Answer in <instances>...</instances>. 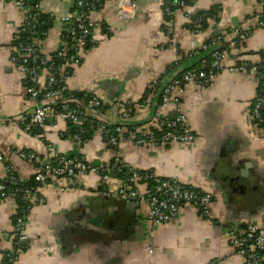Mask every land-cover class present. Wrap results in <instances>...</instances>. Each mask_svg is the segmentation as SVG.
<instances>
[{"label":"crops","instance_id":"0c3cea01","mask_svg":"<svg viewBox=\"0 0 264 264\" xmlns=\"http://www.w3.org/2000/svg\"><path fill=\"white\" fill-rule=\"evenodd\" d=\"M24 1L27 11L20 9L17 0H0V153L5 157L0 161V181L8 178L12 167L21 181L28 182L44 162L61 155H75L95 166L118 157L128 166L210 194L212 200L209 218L197 206L186 204L176 219L154 223L147 203L129 201L119 193L125 180L117 175L104 181L99 174L82 173L71 185L53 178L38 188L25 216L26 238L20 240L24 244L17 240L19 202L14 196L0 198V264L5 251L16 254L17 264H244L230 245L229 234L247 220L264 223V136L251 118L261 83L257 72L225 70L206 89L195 84L178 88L180 107L197 135L192 144L138 146L126 140L113 148L100 123L155 127L157 110L174 116L175 103L156 105L162 89L157 96L154 87L149 105L142 101L150 85L169 68L174 70L164 77V85L184 69L207 66L201 50L207 51L203 45L211 39L216 38L210 42L213 49L225 47L226 66L259 63L264 57V27L256 23L258 0H190L170 17L163 0H129L135 5L131 18L120 15L125 0H100L92 15L89 45L76 52L78 62L70 66L67 84L71 90L98 96L110 108L94 113L93 133L81 146L69 138L65 120L51 117L41 130H25L37 106L53 102L29 99L13 58L18 53L14 36L26 12L38 6L53 15L47 36L35 41L42 56L53 57L66 45L69 23L63 17H75L83 9L77 0ZM213 7L222 10L219 19L202 29H190L193 16ZM237 27L251 33L240 46H228L237 38ZM46 78L41 75V85ZM120 103L134 105L129 119L122 117ZM20 151L35 152L38 159L25 160ZM230 176L242 177L243 182L231 181Z\"/></svg>","mask_w":264,"mask_h":264},{"label":"built area","instance_id":"2783aa9c","mask_svg":"<svg viewBox=\"0 0 264 264\" xmlns=\"http://www.w3.org/2000/svg\"><path fill=\"white\" fill-rule=\"evenodd\" d=\"M165 2V0H163ZM100 0H77V5L83 9V13L75 17L64 16L63 20L69 23V30L65 35L66 45L58 50L57 54L63 59V62L55 67L53 57L42 56L38 47L35 44L38 36L36 29V19L41 11L38 6L30 12H26L25 20L14 38L16 41L17 54L13 58L18 62L21 77L28 84L26 87L29 99L37 103L49 100L52 104H39L30 115L24 124V128L28 132L41 130L48 121L53 117L59 120L76 123L80 126L78 132L70 133L69 138L72 142L81 146L89 140L86 133L85 122H91V117L94 113H105L110 108L109 105L96 95H87L86 100L77 101L78 107L68 108L70 102L75 100L74 94L67 84L69 68L73 63H77L78 59L75 56L70 57V50L73 48L77 51H82L89 42L92 35L94 22L92 15L98 10ZM17 3L22 11H27V4L24 0H17ZM260 11L256 14V23L258 27H264V0H258ZM176 6L185 5L184 0H176L173 3ZM126 6L131 9L128 11ZM134 3L125 0L120 5V15L126 18H131L134 14ZM169 7H165V11H169ZM222 15V10L219 7H213L207 14H201L199 19L213 22L219 19ZM53 17V15H51ZM198 28H200V25ZM237 38L229 43L228 46L238 47L241 42L245 41L251 33L249 29L237 27L234 30ZM23 33H27L30 37H34L31 42H23ZM42 35L47 36V31L42 32ZM222 39V36H220ZM210 44H204L203 48L208 49ZM226 52L224 50H214L212 52L211 61L206 68H190L181 75L174 76L164 88L163 104L170 102L175 103L174 116L162 111L155 113V127H148L141 124H129L127 126L120 123L101 122L100 129L110 147H117L119 143L126 140L131 141L138 146H164L171 143L192 144L197 140L196 133L192 130L187 116L180 107V98L177 95V90L184 84H195L202 89L209 87L218 74L222 71H237L247 74L250 71L257 72L262 78V88L258 90L254 100L251 112L252 121L259 133L264 136V57L259 63L242 61L230 66L225 65ZM44 72V73H43ZM46 74V82L40 84L41 75ZM60 81L59 87H53L56 81ZM156 81L150 85L144 100L143 105H149L153 97V89ZM62 107V108H59ZM119 108L122 110V117L129 119L135 112V107L132 104L120 103ZM19 155L30 161H36L38 155L35 152L20 151ZM57 163L52 160L44 162L42 170L36 174V180L40 186L49 185L53 178H63L71 185L75 178L82 173L92 172L99 174L101 179L108 181L113 171L118 170V165L122 160L116 157L111 162L95 166L83 161L77 157L61 155L57 158ZM0 161L4 162L5 157L0 153ZM11 173L13 169L10 167ZM14 181H20V178L11 177ZM156 181L151 184L152 181ZM127 181V182H126ZM124 186L119 190L121 195L137 197L139 202H145L149 205V219L154 223H168L176 219L182 207L186 204L197 206L201 215L205 218L210 217L209 205L212 200L210 194L198 193L195 189L187 185L168 178L161 179L154 172H141L136 168H128ZM39 186V187H40ZM141 186H146L147 189L141 190ZM38 187V188H39ZM26 189L23 191V202H33L37 198V190ZM61 191L66 190L65 187L60 188ZM14 196L6 185L0 183V198ZM24 220L19 217L16 220V231L19 233V240H24L26 237L22 233ZM1 235V231H0ZM230 245L234 248L244 261V264H264V223H259L254 220H247L241 228H233L229 234ZM3 259H8L5 264H17V258L11 257L7 251L2 253Z\"/></svg>","mask_w":264,"mask_h":264},{"label":"trees","instance_id":"16d2710c","mask_svg":"<svg viewBox=\"0 0 264 264\" xmlns=\"http://www.w3.org/2000/svg\"><path fill=\"white\" fill-rule=\"evenodd\" d=\"M174 1H176V0H165V2H164V11H165V7H169V9H170L169 11H165L166 16H168V17H170L172 15V13L175 12L176 9H178L180 7L183 8V6L188 5L190 0H184L185 5H183V6L174 5L173 4ZM98 7H100V2L98 3ZM207 12H209V10H203V11L198 12L195 16H193V21L189 25L190 29H192L193 31H196L197 29H202L203 27L208 26V24H209L208 21L198 18L199 15L207 14ZM52 23H53V17H51L50 14H45V13L41 12L39 17L36 19V22H35L36 29L38 30V36L37 37L44 38V36L42 35V32L48 31L49 27L52 26ZM197 25H200V28H197V27H199ZM219 36H222V35H219ZM23 37L24 38H22V41L26 42V43L27 42H31V41L34 40V37L33 36L30 37V35L27 34V33H23ZM215 39H211L210 41H208L207 44H210V46L207 49V51L206 50H201V52L205 51L204 56H205V60L207 61V66L209 65V63L211 61L212 52L214 50H219V49H213L212 48L213 44L210 43L213 40L215 41ZM224 48H221V50H224ZM226 49H228V47ZM76 52H77V50L72 48L70 50L69 56L70 57L75 56ZM53 62H55V67L52 69V71H55L56 67H58V65H60L63 62V59L60 58L57 53H55V54H53ZM207 66H205L203 68H206ZM187 69H190V68H187ZM187 69H184L181 72H179L177 74V76L181 75L183 72L187 71ZM172 70H174V68H169V70L166 72V74H163L160 78H158L156 80V83L154 84L155 93H156L157 96H158V92H160V89H162L161 96L157 100V104L156 105H161L163 103L164 88L166 87V85L163 84L164 83V77L168 73H171ZM71 72H72V70L69 69V75H71ZM262 73L264 74L263 70H262ZM26 84H28V83L26 82ZM60 84H61V82L58 80V81H56L53 84V87H59ZM261 88H262V78H261V83H260V86H259L258 90H260ZM72 92L74 94L73 98L75 100H73L72 102L69 103L68 108H70V109L78 107L77 101L86 100V98H88L86 96V94L89 95V96L92 95L89 92H82V91L80 92V91H76V90H72ZM155 102H153V104ZM59 108H62V107H59ZM262 111H263V114H264V108H263ZM95 115L93 116V118L91 117V119H95L96 118ZM68 126L70 128V133H76V132H78V129L80 128V126L78 124L71 123V122L68 123ZM84 126L87 128L86 129V133H87L88 137H90L92 135V133H93V130H92L91 126H90V122H85ZM34 132H37V131H34ZM70 157H76V156L72 155ZM52 161H53V163H57V159L56 158L52 159ZM130 167L131 166H128L127 164L122 162V163H120V165H118V170L112 172V175H117V176H119V178H121L122 180L124 179L126 181V177L128 175V168H130ZM141 172H152V171H141ZM13 176L18 177V175L16 173H11V174H9V176H8V178L6 180H2V181H0V183H3L4 185H6L7 190H9L11 193H13L14 197L19 202V206L20 207H19L18 214L15 217V221L19 217H22L23 220H25V216L29 212V210L31 209L32 203L31 202H23V191L26 190V189H30V190H34L35 191L40 186V184L36 180V175L28 182H24V181H21V180L16 182V181L12 180L11 177H13ZM161 179H164V178H161ZM155 182L156 181L154 180V181L151 182V184H154ZM190 188H192V187H190ZM192 189H194V188H192ZM17 240H18V242H20L19 233L18 232H17ZM7 253H9L11 255V257H16V254L13 253L12 251H7ZM7 260L8 259H4L3 264H5V262Z\"/></svg>","mask_w":264,"mask_h":264},{"label":"water","instance_id":"95a60500","mask_svg":"<svg viewBox=\"0 0 264 264\" xmlns=\"http://www.w3.org/2000/svg\"><path fill=\"white\" fill-rule=\"evenodd\" d=\"M77 15V14H76ZM87 46L89 44H86ZM231 179V181H233V179H236V181H241L242 177H234V176H230L229 177ZM242 182H243V179H242ZM129 201H138V198L137 197H132V196H128L127 198ZM246 213V212H245ZM22 244H24L25 242L24 241H21Z\"/></svg>","mask_w":264,"mask_h":264}]
</instances>
